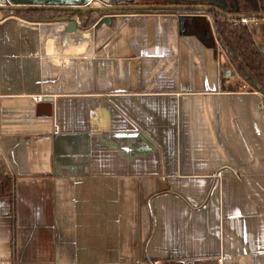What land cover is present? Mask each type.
<instances>
[{
	"label": "crops",
	"instance_id": "crops-1",
	"mask_svg": "<svg viewBox=\"0 0 264 264\" xmlns=\"http://www.w3.org/2000/svg\"><path fill=\"white\" fill-rule=\"evenodd\" d=\"M65 14L2 12L0 264H264V96L215 29Z\"/></svg>",
	"mask_w": 264,
	"mask_h": 264
},
{
	"label": "trees",
	"instance_id": "trees-1",
	"mask_svg": "<svg viewBox=\"0 0 264 264\" xmlns=\"http://www.w3.org/2000/svg\"><path fill=\"white\" fill-rule=\"evenodd\" d=\"M146 4L149 5L150 3ZM152 4L209 5L222 9L224 13L230 16L264 12L262 0H161V3ZM18 13L21 12H15V14ZM210 14L214 19V29L219 45L228 55L230 68L232 64H241L242 68L240 66L239 71L242 81L252 91L264 96V52L256 44L248 27L244 24L233 25L230 19L213 13ZM78 15L79 17L82 16L81 14ZM13 190V180L1 177L0 197H13Z\"/></svg>",
	"mask_w": 264,
	"mask_h": 264
},
{
	"label": "water",
	"instance_id": "water-1",
	"mask_svg": "<svg viewBox=\"0 0 264 264\" xmlns=\"http://www.w3.org/2000/svg\"><path fill=\"white\" fill-rule=\"evenodd\" d=\"M7 2L10 4H6ZM262 2L264 3V0H262ZM21 11L74 13L73 16H63L50 19H58L59 21V18H63L62 20H73L77 23L80 22L83 27L94 24L95 20L101 15H103L101 21L107 22L108 16L114 13L174 12L177 14H186L197 12L213 13L230 20L264 18V12L230 16L224 13L222 9L209 5H115L113 3L105 4L101 0H2L0 4V20L2 18V12H9L12 14ZM78 14L82 15L81 19ZM261 50L264 52V49ZM227 70L226 76L229 75V70L228 72Z\"/></svg>",
	"mask_w": 264,
	"mask_h": 264
},
{
	"label": "rangeland",
	"instance_id": "rangeland-1",
	"mask_svg": "<svg viewBox=\"0 0 264 264\" xmlns=\"http://www.w3.org/2000/svg\"><path fill=\"white\" fill-rule=\"evenodd\" d=\"M121 1L127 3L128 0H121ZM144 1L146 3H149L150 1H154V0H149V1L148 0H144ZM157 1H161V0H157ZM140 2H143V0H141ZM103 3H105V2H103ZM114 3H118V2H115L114 1ZM105 4H107V3H105ZM190 14L193 17H196L197 20L196 21H193L194 23L191 22L192 23L191 26H188L187 27V26L184 25L182 27V29H184V30H190V31H193L194 29H196V31H197L196 34H202L201 33L202 32V29L201 28H203V30H204L203 33L204 34H209V32H210V29L209 28H211V31L214 32V27H213L214 25H213V20L211 19V14H209V13H197V12L190 13ZM199 16H202L204 18L207 17L208 19L206 18V19H203L202 20V18H198ZM248 20H249V23L247 24V27H248L250 33L253 35L256 44L258 45V47L260 49H264V21H261L260 18H257V19H248ZM200 30H201V32H200ZM201 39L205 43L206 42H208V43L211 42L210 35H208L207 37L202 36ZM217 46H219V50L217 51L218 54H219V56H218L219 63H220V66L222 67L224 65H227L226 62L229 61V58H228V55H227L226 51L223 49V47L221 45H219V44ZM240 66L242 68V65L241 64L235 63V64H232L231 65V68H232L231 70L233 71V74L235 75L234 77L237 80H242L241 73L239 71ZM226 70L227 69L220 70L222 72L221 74L223 76H226ZM228 70H227V72H228Z\"/></svg>",
	"mask_w": 264,
	"mask_h": 264
},
{
	"label": "built area",
	"instance_id": "built-area-1",
	"mask_svg": "<svg viewBox=\"0 0 264 264\" xmlns=\"http://www.w3.org/2000/svg\"><path fill=\"white\" fill-rule=\"evenodd\" d=\"M1 1L2 0H0V4H1ZM6 4H10V3L7 2ZM260 20L264 21V18H260ZM231 22H232L233 25L244 24V25L247 26V24L249 23V20L248 19H239V20H235L234 19ZM241 89H242V91H245L246 90V86L245 85L241 86ZM34 99H35V101H41L42 98L37 96ZM54 131L58 132V127L57 126H54Z\"/></svg>",
	"mask_w": 264,
	"mask_h": 264
},
{
	"label": "flooded vegetation",
	"instance_id": "flooded-vegetation-1",
	"mask_svg": "<svg viewBox=\"0 0 264 264\" xmlns=\"http://www.w3.org/2000/svg\"><path fill=\"white\" fill-rule=\"evenodd\" d=\"M130 5H131V4H130ZM34 12L43 13L44 11H34ZM46 12H48V11H46ZM49 12L55 14V12H52V11H49ZM59 13H66V14L63 15V16H73V15H74V13H69V12H58V14H59ZM63 16H57V15H55V16L52 17V18L63 17ZM81 18H82V16L80 17V19H81Z\"/></svg>",
	"mask_w": 264,
	"mask_h": 264
}]
</instances>
